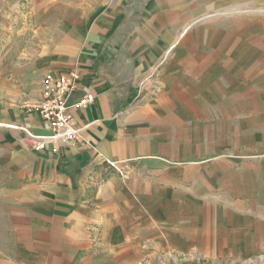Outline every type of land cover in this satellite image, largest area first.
Wrapping results in <instances>:
<instances>
[{
	"label": "crops",
	"instance_id": "0c3cea01",
	"mask_svg": "<svg viewBox=\"0 0 264 264\" xmlns=\"http://www.w3.org/2000/svg\"><path fill=\"white\" fill-rule=\"evenodd\" d=\"M9 2L23 43L0 56V264L264 258V0ZM48 72L79 75L84 138L56 153L22 129L49 131L32 109Z\"/></svg>",
	"mask_w": 264,
	"mask_h": 264
},
{
	"label": "built area",
	"instance_id": "2783aa9c",
	"mask_svg": "<svg viewBox=\"0 0 264 264\" xmlns=\"http://www.w3.org/2000/svg\"><path fill=\"white\" fill-rule=\"evenodd\" d=\"M79 75H55L48 72L43 81L42 98L32 109L38 111L46 120L49 131L47 133H33L29 128L23 127L26 136L31 140L36 151L49 150L59 152L61 144L77 143L83 140L82 127H78L72 116V106L69 98L77 89ZM93 96L86 95L80 99L75 107H85L93 101ZM110 167H115L122 175L126 172L116 165L115 161L107 159Z\"/></svg>",
	"mask_w": 264,
	"mask_h": 264
},
{
	"label": "rangeland",
	"instance_id": "374dc122",
	"mask_svg": "<svg viewBox=\"0 0 264 264\" xmlns=\"http://www.w3.org/2000/svg\"><path fill=\"white\" fill-rule=\"evenodd\" d=\"M9 0H0V56L4 52L11 48L13 44L17 46L22 45L21 30L23 18L21 17V11L18 7L10 6ZM8 173L4 169H0V252H2V244L11 243L12 235L7 234L6 231L1 232L6 227V213L4 207V180ZM246 264H264V258H260Z\"/></svg>",
	"mask_w": 264,
	"mask_h": 264
}]
</instances>
